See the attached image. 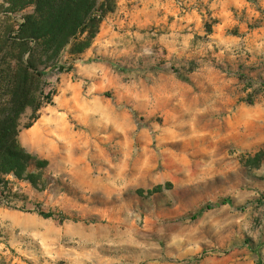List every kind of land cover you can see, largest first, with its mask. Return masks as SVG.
I'll return each mask as SVG.
<instances>
[{
    "label": "rangeland",
    "instance_id": "obj_1",
    "mask_svg": "<svg viewBox=\"0 0 264 264\" xmlns=\"http://www.w3.org/2000/svg\"><path fill=\"white\" fill-rule=\"evenodd\" d=\"M256 1L117 0L87 52L63 53L53 104L19 135L47 188L16 184L55 216L0 205V264H264ZM8 8L0 42L33 11Z\"/></svg>",
    "mask_w": 264,
    "mask_h": 264
},
{
    "label": "trees",
    "instance_id": "obj_2",
    "mask_svg": "<svg viewBox=\"0 0 264 264\" xmlns=\"http://www.w3.org/2000/svg\"><path fill=\"white\" fill-rule=\"evenodd\" d=\"M7 13L33 11L23 17L16 32L9 29L0 42V76L8 79L7 99L0 105V205L26 213L53 218L40 205L16 190L17 183L30 184L42 192L47 188L44 170L49 162L25 149L19 135L41 118L43 108L52 105L56 94L46 80L48 70L57 68L65 51L71 58L87 52L100 33L104 20L117 11V0H7ZM256 3V0H247ZM261 19L256 25H264V10L259 7ZM71 68L67 69L69 72ZM8 77V78H7ZM5 86V85H4ZM32 114L20 128L18 119L27 109ZM34 206L33 210L28 205ZM65 220L61 218V222Z\"/></svg>",
    "mask_w": 264,
    "mask_h": 264
},
{
    "label": "crops",
    "instance_id": "obj_3",
    "mask_svg": "<svg viewBox=\"0 0 264 264\" xmlns=\"http://www.w3.org/2000/svg\"><path fill=\"white\" fill-rule=\"evenodd\" d=\"M263 26H264V25H263ZM263 26L251 27V29H252V28H259V27H263Z\"/></svg>",
    "mask_w": 264,
    "mask_h": 264
},
{
    "label": "water",
    "instance_id": "obj_4",
    "mask_svg": "<svg viewBox=\"0 0 264 264\" xmlns=\"http://www.w3.org/2000/svg\"><path fill=\"white\" fill-rule=\"evenodd\" d=\"M21 129H22V127H21Z\"/></svg>",
    "mask_w": 264,
    "mask_h": 264
}]
</instances>
